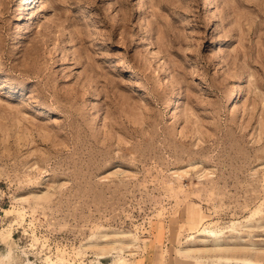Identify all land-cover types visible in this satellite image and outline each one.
I'll list each match as a JSON object with an SVG mask.
<instances>
[{
	"label": "rangeland",
	"instance_id": "obj_1",
	"mask_svg": "<svg viewBox=\"0 0 264 264\" xmlns=\"http://www.w3.org/2000/svg\"><path fill=\"white\" fill-rule=\"evenodd\" d=\"M0 264H264V0H0Z\"/></svg>",
	"mask_w": 264,
	"mask_h": 264
},
{
	"label": "bare ground",
	"instance_id": "obj_2",
	"mask_svg": "<svg viewBox=\"0 0 264 264\" xmlns=\"http://www.w3.org/2000/svg\"><path fill=\"white\" fill-rule=\"evenodd\" d=\"M233 88V87H232Z\"/></svg>",
	"mask_w": 264,
	"mask_h": 264
}]
</instances>
